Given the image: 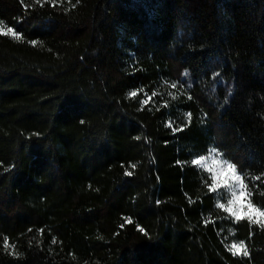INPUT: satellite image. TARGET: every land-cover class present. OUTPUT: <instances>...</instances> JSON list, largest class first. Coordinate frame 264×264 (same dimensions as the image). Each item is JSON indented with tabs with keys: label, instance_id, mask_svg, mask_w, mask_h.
<instances>
[{
	"label": "trees",
	"instance_id": "obj_1",
	"mask_svg": "<svg viewBox=\"0 0 264 264\" xmlns=\"http://www.w3.org/2000/svg\"><path fill=\"white\" fill-rule=\"evenodd\" d=\"M0 26V264H264L192 163L264 212V0H0Z\"/></svg>",
	"mask_w": 264,
	"mask_h": 264
},
{
	"label": "rangeland",
	"instance_id": "obj_2",
	"mask_svg": "<svg viewBox=\"0 0 264 264\" xmlns=\"http://www.w3.org/2000/svg\"><path fill=\"white\" fill-rule=\"evenodd\" d=\"M0 30L2 32H6L5 29L2 28L1 26H0ZM204 157H205V160L197 165L200 168L207 170L212 175V177L215 176L216 180L219 181V186L216 188L228 194L229 198L227 201V208L230 207L232 209L231 212L229 211L230 214L233 215L234 217H236V215H239L240 217L242 216L249 217L250 219L255 220V221H263L264 216L259 215V213L262 211L254 207L250 201L251 190H250L249 181L244 176H242L236 171V175L240 176L241 182L244 185V195H241L238 200L234 201L231 205H229L228 202L233 199L231 195V189L237 185V182L232 180V181H229L228 183H225L224 181L226 180L229 174L227 172H221L219 165L212 164V161L214 159L220 162H224L227 160L216 149H210L208 154ZM206 165L208 167H206ZM209 167H212L213 171H209L208 170ZM237 191H239L238 188H237ZM249 204L252 207H249Z\"/></svg>",
	"mask_w": 264,
	"mask_h": 264
},
{
	"label": "snow or ice",
	"instance_id": "obj_3",
	"mask_svg": "<svg viewBox=\"0 0 264 264\" xmlns=\"http://www.w3.org/2000/svg\"><path fill=\"white\" fill-rule=\"evenodd\" d=\"M8 32H12V29H8ZM4 34L7 35V33H4ZM14 35H16L17 38H19L18 34H15L14 33ZM33 43H35V42H33ZM135 94H136L135 92L130 93V95H133V96ZM204 160H205V157L201 156L198 159L193 160L192 163L193 164H200ZM212 164L213 165H219L220 166V169H221V172H227L229 174L227 176L226 180L224 181L225 183H228L229 181H232V180H234V181L237 182V185L231 189V195H232L233 199L228 202L229 205H231L234 201L238 200L241 195H244V185L241 182L240 176L236 175V165H234V164H232L230 162H227V161L220 162V161H217L215 159L212 161ZM133 167H135V166H133ZM206 167H208V166L206 165ZM208 170L209 171H213V168L212 167H209ZM129 175H131V173H129ZM218 186H219V181H217L216 180V177L214 176L213 177V184L211 185V187L213 189H215ZM237 188L239 189V191H237ZM220 207L223 208L224 205L221 204ZM249 207H252V206L249 204ZM228 211L231 212L232 209L229 207L228 208ZM259 215L260 216H264V212H260ZM236 219L239 220V219H241V217L239 215H236ZM252 222L253 223H257L258 221H252ZM236 247H237L236 245H233V248H236ZM239 248L240 249H243V254L245 256L248 255L247 250L244 249V245H243V242L242 241L240 242Z\"/></svg>",
	"mask_w": 264,
	"mask_h": 264
}]
</instances>
